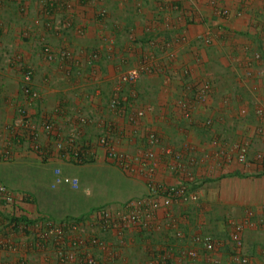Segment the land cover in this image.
Instances as JSON below:
<instances>
[{"label":"crops","instance_id":"1","mask_svg":"<svg viewBox=\"0 0 264 264\" xmlns=\"http://www.w3.org/2000/svg\"><path fill=\"white\" fill-rule=\"evenodd\" d=\"M101 7L108 14L100 19ZM18 57L41 94L28 110L41 150L16 140L24 130ZM131 69L139 80L120 83ZM79 116L89 122L80 127ZM47 119L58 131L51 137ZM78 132L83 164L57 148ZM2 149L10 158L0 159V181L18 210L0 206V264H59L60 246H76L82 264H151L172 247L168 264H183L178 252L202 249L194 241L201 234L216 241L201 252L204 264H264V0H0ZM56 168L90 193L53 187ZM150 176L163 185L197 180L200 197L173 205L176 224L162 209L151 229L106 231L100 209L144 196ZM71 219L78 231L65 224ZM234 224L241 249L231 241Z\"/></svg>","mask_w":264,"mask_h":264},{"label":"built area","instance_id":"2","mask_svg":"<svg viewBox=\"0 0 264 264\" xmlns=\"http://www.w3.org/2000/svg\"><path fill=\"white\" fill-rule=\"evenodd\" d=\"M23 1V0H22ZM42 2L47 3V0H41ZM108 14L106 8L101 7L99 10V18H104ZM67 25L70 26L69 21ZM50 26V24H49ZM50 28H52V23ZM210 42L209 38L204 40L205 44ZM44 53L47 56L48 60H54V51L52 46L45 44ZM63 59H71L72 53L69 51H64L60 55ZM99 57L97 52H93L90 56L91 60H95ZM18 61L17 66L19 67L21 73L20 80V94L22 95L23 101L18 105V112L22 117L21 127L24 128L20 133L16 131V136L18 132L20 133L21 138H16L18 142L21 139L27 141L34 150H41L39 145V129L37 124L35 125L31 117L28 115L29 106L37 103L41 99L40 92L34 86V69L28 63H20L19 57L16 59ZM140 78V72L138 69H131L130 71L124 73L120 78V83H135ZM110 106L112 108H117L119 101L117 98L110 100ZM143 112H139L138 116L142 115ZM89 122V119L86 116H79L78 123L82 127ZM42 127L44 133L51 137L56 131V125L51 120L42 121ZM80 133H74L67 137L66 140H62L57 143V148L59 149L60 157L64 159H70L74 163L83 164L89 160L88 153L84 151V148H81L83 145L80 144ZM154 138V137H153ZM152 138V139H153ZM20 139V140H19ZM156 140V138H154ZM153 139V141H155ZM110 138L106 135H101L98 137V143L106 147L109 151V155L117 160L120 158L115 152L114 149L110 147ZM7 147L12 146V141H7ZM9 151L7 149L0 150V159H8ZM149 157H152V154H148ZM122 159V156H121ZM54 181L53 187L57 185H67L76 193L89 194L90 192L81 187V183L78 178L73 176L62 175L59 168L54 169ZM199 181L193 180L191 182H177L172 184H156L150 176V182L147 186V192L144 196L138 198H132L126 202L119 204L117 206H106L100 209V218L103 224V227L106 231H111L112 229L124 234L129 228H136L141 230L151 229L154 222L157 221L158 214L164 210L165 218L170 221L172 224H176L177 221L172 216V207L177 202H193L197 201L200 197L199 193ZM18 202L16 197L13 195L12 191L8 188L6 184L0 181V206L9 208L12 211L18 210ZM13 208L15 210H13ZM68 225V228L71 231H78L80 227L78 222L74 219L67 220L65 222ZM47 225V224H46ZM48 226V225H47ZM155 228V227H154ZM242 228L238 224H234V231L231 234V241L236 249H241L243 246V239L241 236ZM175 235L179 238H182V232L177 230ZM194 241L196 244L202 246V249L196 247H190L186 249H181L179 255L181 262L183 264H204L201 257L205 252L209 253L215 249L216 241L215 238L210 234H201L195 237ZM80 243V242H79ZM100 241L98 238L94 239L92 245H98ZM113 247H118L113 246ZM118 250V249H117ZM116 251V250H115ZM176 253L174 248L170 247L165 250L162 257L152 258L150 260L151 264H168L173 260V257ZM57 256L59 264H82L80 260L78 248L76 246L63 247L60 246L57 249ZM114 257V255H113ZM234 260L239 261L241 264H246L247 259L244 257H234ZM20 264H26V260H20ZM8 264V263H4ZM83 264H100V262L94 258H87L84 260Z\"/></svg>","mask_w":264,"mask_h":264},{"label":"rangeland","instance_id":"3","mask_svg":"<svg viewBox=\"0 0 264 264\" xmlns=\"http://www.w3.org/2000/svg\"><path fill=\"white\" fill-rule=\"evenodd\" d=\"M184 22H186V21H184Z\"/></svg>","mask_w":264,"mask_h":264}]
</instances>
